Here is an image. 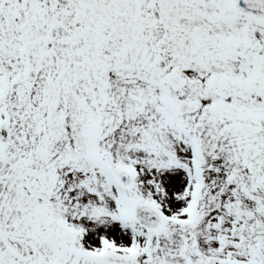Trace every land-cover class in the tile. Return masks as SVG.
Segmentation results:
<instances>
[{
    "label": "snow or ice",
    "instance_id": "obj_1",
    "mask_svg": "<svg viewBox=\"0 0 264 264\" xmlns=\"http://www.w3.org/2000/svg\"><path fill=\"white\" fill-rule=\"evenodd\" d=\"M0 264H264V0H0Z\"/></svg>",
    "mask_w": 264,
    "mask_h": 264
}]
</instances>
